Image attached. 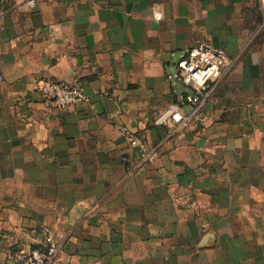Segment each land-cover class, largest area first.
<instances>
[{
    "label": "crops",
    "instance_id": "obj_1",
    "mask_svg": "<svg viewBox=\"0 0 264 264\" xmlns=\"http://www.w3.org/2000/svg\"><path fill=\"white\" fill-rule=\"evenodd\" d=\"M26 1L0 0V264L45 228L64 264H264V0ZM197 41L230 64L208 120L154 125ZM46 79L85 99L56 107Z\"/></svg>",
    "mask_w": 264,
    "mask_h": 264
},
{
    "label": "built area",
    "instance_id": "obj_2",
    "mask_svg": "<svg viewBox=\"0 0 264 264\" xmlns=\"http://www.w3.org/2000/svg\"><path fill=\"white\" fill-rule=\"evenodd\" d=\"M26 2L31 7L35 5V0ZM229 67L230 64L223 61L215 49L204 42L194 43L181 55L175 74L166 75V81L180 85L182 93L177 102L170 104L154 119V125L167 123L172 131L203 127L209 118L206 107L218 75ZM37 91L43 99L58 108H69L85 99L79 87L48 79L38 82ZM117 128L128 140L130 147L137 151V166L154 160L157 155L156 148L149 147L141 136L129 128ZM130 170L128 169L131 173ZM42 235L41 244L31 249L10 245L4 264H64L60 257L64 235L47 228L42 230Z\"/></svg>",
    "mask_w": 264,
    "mask_h": 264
}]
</instances>
